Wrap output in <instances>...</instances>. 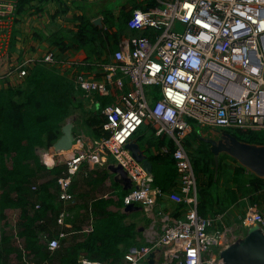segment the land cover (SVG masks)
I'll return each instance as SVG.
<instances>
[{
    "label": "built area",
    "instance_id": "obj_1",
    "mask_svg": "<svg viewBox=\"0 0 264 264\" xmlns=\"http://www.w3.org/2000/svg\"><path fill=\"white\" fill-rule=\"evenodd\" d=\"M159 1L164 5L134 9L128 20L129 29H152L150 35L129 38L108 60H97L96 70L79 71L75 76L90 100L89 108L99 105L96 96L111 97L114 89L120 99L101 107L105 120L99 125V135L74 132L70 148L53 145L43 155L47 167L61 164L65 168L57 178L64 204L57 223L71 229L62 228L57 237L48 239V247L55 250L63 238L93 231V221L80 230L67 221L68 206L76 203L71 186L78 172L110 167L112 157L117 175L126 176L130 183L124 187H128L122 197L125 208L135 203L152 207L164 195L186 207L182 216L168 215L163 231L148 245L131 247L122 261H97L81 255L82 264H148V257L160 246L168 250L167 264H229L221 251L214 250L232 245L225 242V229L212 228L222 215L198 212L197 177L185 139L193 130L192 122L202 127L264 131V0ZM17 19V0H0V61L10 55ZM42 63L60 61L50 50ZM35 64L31 57L10 60L0 69V86L22 84ZM146 87L158 88L160 97L151 103ZM146 120L158 125V135L166 133L174 141L179 177L177 190L169 194L155 186L153 171L127 147ZM161 150L168 152L169 148ZM243 224L257 225L264 235V213L257 203L248 204ZM12 225L13 238L27 259L18 222Z\"/></svg>",
    "mask_w": 264,
    "mask_h": 264
},
{
    "label": "trees",
    "instance_id": "obj_2",
    "mask_svg": "<svg viewBox=\"0 0 264 264\" xmlns=\"http://www.w3.org/2000/svg\"><path fill=\"white\" fill-rule=\"evenodd\" d=\"M52 1L61 5L65 3L63 0H17V15L26 12L31 6L41 11ZM156 5H161L159 0H149L141 8ZM138 8L140 7L136 6L134 9ZM63 10L66 11L64 8ZM133 10L132 12L123 10L119 16H116L113 10L99 11L98 14L104 16L102 26L92 20L93 16H81L78 18L80 21L78 30L72 33L70 42L67 43L63 38L55 42L62 51L84 49L88 55L86 58L88 64L82 66L84 69H91L94 55L100 60L105 54L104 50H111L112 39L116 45L128 39L125 34L128 33V20ZM117 23H121L122 26L117 31L110 32L109 29ZM142 34L149 33L144 31ZM111 54L112 52L107 53L105 60H108ZM155 89L150 92L153 100L160 97L158 88ZM80 91L74 75L70 77L67 73H61L56 65L42 62L34 65L22 84L0 86V215H6L8 208L21 210L19 234L25 237L27 257H31L38 264H82L81 255L97 261L119 262L124 259L131 247L140 244L137 223L127 221L126 214L120 209L123 205L120 195L117 199L99 197L93 200L91 204L94 215L93 231L72 235L70 241L68 237L63 238L61 246L55 250H50L47 242L48 239L58 236L61 227L54 232L47 230L46 226L38 222L41 219H44V223L57 222V216L64 207L59 200L57 178L65 169L61 164L51 168L44 165L38 150L54 145L61 137L67 119L76 109H81L84 114L88 111L94 114L83 119L89 127L105 120L101 109L94 111L86 105L83 108L78 107L83 105L79 102L83 97ZM109 98L111 102H118L120 92L114 89V95ZM157 129L156 123L146 120L137 134V141L152 162L155 186L169 194L177 190L179 177L173 157L175 145L173 139L166 133L158 135ZM95 131L96 135L100 133L99 129ZM232 133L242 141L264 144V131L234 128ZM202 137L203 134L194 124L193 130L185 139L197 177L198 212L202 216L215 217L214 215L221 214L246 196L249 203H257L264 213V178L251 171L247 175V168L227 153L224 155L233 158L238 164L237 167H231L227 161L222 162L220 156L219 169L216 172L211 144ZM163 146H167L169 151H162ZM42 171L54 176L40 184L35 183L37 187L33 189L34 180ZM82 171L83 173L74 181L73 190L82 181L98 184L110 177L106 169ZM85 191L82 189L79 197L85 198ZM37 197L40 199V208L31 212L30 203L32 198ZM88 203L83 201L69 205L73 220L78 222L75 224L77 230L82 229V222L89 215ZM113 204L119 206V209H111ZM177 204L175 216L183 214L186 207V203ZM81 208H86V212L79 217L75 213L80 212ZM19 256L23 258L22 252Z\"/></svg>",
    "mask_w": 264,
    "mask_h": 264
},
{
    "label": "crops",
    "instance_id": "obj_3",
    "mask_svg": "<svg viewBox=\"0 0 264 264\" xmlns=\"http://www.w3.org/2000/svg\"><path fill=\"white\" fill-rule=\"evenodd\" d=\"M65 3L61 5L59 2H49L47 5L44 6V9L41 11H37L35 6H31L27 9L26 12L22 13L21 15H18L17 19V25L16 29L14 31V38L13 43L11 46V52L8 58H6L4 61H0V69L5 68V65H9V61H22L24 58L31 57L33 58L37 64L42 62V59L44 58L45 54L53 50L56 53V59L60 61L59 64H54L56 67L60 68L61 73H67L70 77L76 76V74L79 71H91L96 70V63H97V56L94 55V59L92 61L93 67L91 69H84L82 66L83 64H88L86 62L87 53L84 49L81 50H74L69 49L66 51H62L59 46L56 44V42L59 40V38H63L67 43L71 40V35L73 32H76L78 30V27L80 25L79 17L81 16H93L92 20L94 21L96 18L100 17L101 23L103 25V14H98L101 9L92 11L89 7L86 6V2L89 3H100L103 0H63ZM166 1V0H163ZM149 0H133V2H126L124 5L119 7L117 10H113L116 16L121 15L122 11L126 12H132V10L137 7H143L145 6ZM161 5H164L162 1L160 2ZM66 9V11L63 10ZM63 10V11H62ZM100 25V24H97ZM100 25V26H102ZM118 26H113L110 28V32L117 31ZM144 31H148L150 35L153 30L147 29V30H131L128 27L127 34H125L126 38H131L133 36L137 35H144L142 34ZM127 39V40H128ZM125 40V41H127ZM56 41V42H55ZM111 50H104L105 54L101 56V59H105L107 53L112 52L114 53L115 50H117L122 43L119 45H116L114 40L111 42ZM124 43V42H123ZM111 54V55H112ZM49 65V64H47ZM80 67V68H79ZM128 81V79H127ZM2 85V84H1ZM7 84L3 85L5 87ZM80 94V93H79ZM82 94V93H81ZM83 97L87 99L85 96V93L83 94ZM89 100V99H87ZM97 101V100H96ZM90 103V100L88 104ZM99 105L102 107L104 104L97 101ZM104 103V101H103ZM87 104V106H88ZM107 105V104H105ZM104 105V106H105ZM102 114V111H101ZM86 117L94 116V114L87 113ZM99 125L101 123L95 124L91 126L92 128V135H96V129L99 128ZM206 128V127H205ZM216 129L220 128H212L211 134L209 133H203L204 136H211V137H218L219 133H217ZM74 131V129H73ZM75 132V131H74ZM139 132V131H138ZM133 138V143H138L137 141V134ZM99 133V132H98ZM99 135V134H98ZM139 152L142 151L143 156L145 158L141 159L140 161L143 162L146 168L153 171V165L150 159L148 158L145 151L138 146ZM47 150H45L44 154ZM43 150H38V154H40V159L42 157ZM43 154V155H44ZM42 160V159H41ZM235 161V160H234ZM45 165V163H43ZM110 167H97L95 170H102L106 169L110 173V177L106 179L103 183H79V186L76 189L73 188L74 181L76 177L83 173V171L78 172L73 180L72 186H71V192L75 194L76 202L79 204V199L77 196H79V192L82 191V189H85L84 192L85 202H89V211H88V217L86 216L85 220L82 222V225H87L90 221H93L94 223V215L92 213L91 204L92 201L96 198H101L103 194L109 193L108 197L106 198H113L117 199L120 196V193H125L128 189H124L125 185L129 186L130 183H126V176H118L117 175V169L116 166L113 165V160H109ZM237 162L235 161L233 167H237ZM47 166V165H46ZM249 170L247 169L246 174L249 175ZM113 173L115 175V179H113ZM54 175L42 171L38 173V177L36 180H34V184H40L44 181H47L48 179H51ZM78 179V177H77ZM81 182V181H80ZM109 184L112 186L109 187ZM104 187H107L104 189ZM78 199V201H77ZM60 200V199H59ZM36 203H40V199L32 198V202L30 203L31 206V212H33L36 206ZM63 203V202H62ZM82 203V202H81ZM77 204V205H78ZM249 204L248 199L246 196H244L240 202L237 204L231 205L229 208H227L225 211L221 213L222 218L217 219L214 222V225L212 228H222L226 231V240L225 242L234 244L235 236L238 241L237 245L244 244L248 240V237L250 236V231L256 227L257 231L261 233L259 227L256 226H245L243 224V217L245 210ZM64 205V204H63ZM178 204L171 200L167 195L159 196L156 200V204L152 207H147L145 204L142 203H135L132 207L125 208L123 205L120 208L122 212H124L127 216V221L129 222H136L139 232L142 233V237L139 236V247L148 245L151 241V239L157 235L158 233H161L163 229L165 228L168 220L167 216H171L172 218L177 217L176 215V207ZM116 207V209H114ZM64 208V207H63ZM62 208V209H63ZM111 209L117 210L119 209V206L117 205H111ZM86 208H83L81 210V216L83 215L82 212H86ZM69 211V206H68ZM6 215L2 216L0 215V264H31V262H35L31 257H27V259L24 258V252L19 247L17 241L13 238L14 230H13V221L16 220L19 223V217L21 215L20 209H14V208H8L6 210ZM219 214V213H218ZM51 215V213H50ZM183 214H179L178 216H182ZM217 215V214H216ZM214 215V216H216ZM73 215L69 212V215L67 216V221L72 224V228L74 230L76 229L75 224L78 223L76 220H73ZM145 218V219H144ZM44 219L39 220L38 222L46 226L47 230H52L54 232H57L59 227H61L57 222L53 223L52 221H47L46 223L43 222ZM49 220V219H48ZM82 226V227H83ZM81 227V228H82ZM62 228H64L62 226ZM61 228V229H62ZM244 228L247 229V232L244 230ZM60 229V230H61ZM67 230L68 228H64ZM71 230V229H68ZM80 230V229H79ZM18 231H20L19 224H18ZM72 235H79L77 234H71L68 237V241L71 240L70 237ZM24 241L25 237L21 236ZM5 238V239H4ZM25 243V242H24ZM219 251L221 253L225 250H222V247H218ZM227 249V248H226ZM22 252L23 258H20L19 253ZM158 251H153V255H150L148 257V264L149 260L152 261L154 264H157L158 261L154 260V256L158 255ZM164 256V255H162ZM165 258L168 261V255L165 254ZM156 262V263H155Z\"/></svg>",
    "mask_w": 264,
    "mask_h": 264
},
{
    "label": "water",
    "instance_id": "obj_4",
    "mask_svg": "<svg viewBox=\"0 0 264 264\" xmlns=\"http://www.w3.org/2000/svg\"><path fill=\"white\" fill-rule=\"evenodd\" d=\"M101 18L94 20L96 24L101 23ZM218 137L204 136L203 139L211 144L216 161V172L219 169V158L221 153H227L235 158L241 165L259 177L264 178V144L251 143L240 140L232 132L216 129ZM74 140L73 124L68 121L63 127L61 137L54 143L56 149L70 148ZM137 143H129L127 147L134 153L138 160L145 158L142 151L139 152ZM128 206L126 208L132 207ZM261 232V231H260ZM244 244H232L222 252L229 264H264V235L254 227L250 236ZM152 254V253H151ZM149 264H154L149 260Z\"/></svg>",
    "mask_w": 264,
    "mask_h": 264
},
{
    "label": "rangeland",
    "instance_id": "obj_5",
    "mask_svg": "<svg viewBox=\"0 0 264 264\" xmlns=\"http://www.w3.org/2000/svg\"><path fill=\"white\" fill-rule=\"evenodd\" d=\"M131 1V3L133 2V0H103L102 2H100V3H89V2H86V6L87 7H89L92 11H95V10H98V9H101V10H103V9H109V10H117L119 7H121L122 5H124L126 2H130ZM117 26H118V28H120L121 26H122V24L121 23H117ZM182 25L181 24H178V29L179 30H182ZM112 41H113V39H112ZM126 80H127V78H125ZM146 89H147V92H148V95H149V100H150V102L152 103L153 102V96L151 95V90H153V89H155V87H146ZM156 90V89H155ZM81 93H83L84 94V91L83 90H81L80 91ZM157 92V91H156ZM80 100L81 101H79V102H82L83 103V105L81 104V105H79L78 107L79 108H83L85 105L87 106V104H88V102H89V100H87L85 97H82V98H80ZM96 100L97 101H99V102H101L102 104H110V103H114V102H111L110 101V98L109 97H103V96H96ZM103 101L105 102V103H103ZM88 107H89V104H88ZM93 109H94V111H99L100 109H101V106L100 105H95V106H93L92 107ZM88 113H89V111H88ZM86 114H84L82 111H81V109H76L75 111H74V113L71 115V116H69V118L67 119V121H66V123L68 122V121H70L72 124H73V129H74V131L75 132H80L81 134H83V133H85L87 136H90L91 137V135H92V128L91 127H89L84 121H83V119L84 118H86ZM193 123V125L195 124L196 125V128L198 129V131H200V133H209V134H211V130H212V128H210V127H202V126H199V125H197L195 122H192ZM223 130H226V131H229V132H232L233 131V129L234 128H231V127H224V128H222ZM136 136V135H135ZM49 148H45V149H41V150H43V152H42V157H41V161L44 163V156H43V154H44V152H45V150H48ZM220 156H221V158H222V162H228V164L231 166V167H233V165H234V163H235V161H234V159L233 158H231V157H226L225 155H224V153H221L220 154ZM111 160H113V162H114V158L112 157L111 158ZM229 166V167H230ZM113 179H115V175H114V173H113ZM110 186H112L111 184H109V187ZM107 187H104V189H106ZM123 193L121 192L120 193V196H122L123 197V195H122ZM78 197V199H79V203H81V202H83L84 201V198L83 197H79V196H77ZM114 205V204H113ZM112 205V206H113ZM83 208H81L80 209V212H76L75 214H77V216H79V217H82L81 216V210H82ZM114 209H116V207H114ZM84 212H82V214H83ZM145 219V218H144ZM244 230L247 232V229L246 228H244ZM140 234V236L142 237L143 235H142V233L140 232L139 233ZM214 250L218 253V254H220V251H219V248L217 247V248H214ZM154 251H158L157 253H158V255H156V256H154V260H157L158 261V263L157 264H167V259L165 258V254L168 252V250H167V248L166 247H164V246H160V247H158L157 249H155ZM151 255H153V253L151 254ZM162 255H164V256H162ZM156 263V262H155Z\"/></svg>",
    "mask_w": 264,
    "mask_h": 264
}]
</instances>
